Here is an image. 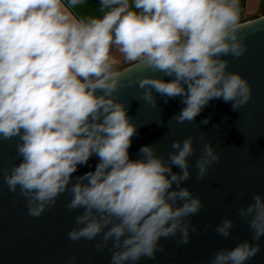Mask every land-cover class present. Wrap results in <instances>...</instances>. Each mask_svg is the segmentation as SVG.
<instances>
[{
    "label": "clouds",
    "instance_id": "9594fccd",
    "mask_svg": "<svg viewBox=\"0 0 264 264\" xmlns=\"http://www.w3.org/2000/svg\"><path fill=\"white\" fill-rule=\"evenodd\" d=\"M85 2L0 0V142L15 139L21 160L0 168V177L10 192L19 189L33 218L67 193L65 208L82 209L68 239L96 241L97 252L111 253L109 264L155 260L164 251L161 239L179 234L177 244L186 245L197 231L188 217L203 203L182 186L191 179L193 137L174 140L167 160L157 155L155 143L141 146L140 158L131 159L140 126L118 93L135 85L140 100L154 107V92L165 103L180 98L185 107L170 119L177 124L194 123L213 99L239 112L252 88L222 58L247 51L239 0H99L102 15L78 17L72 10ZM117 54L131 67L118 70ZM141 65L153 75L122 83L127 71ZM93 156L95 170L74 178ZM219 160L211 142L204 143L196 179ZM237 216L247 221L252 241L217 250L208 264H247L260 253L264 196L254 194ZM233 227L226 218L214 231L227 238ZM77 259L70 256L67 264Z\"/></svg>",
    "mask_w": 264,
    "mask_h": 264
},
{
    "label": "water",
    "instance_id": "95a60500",
    "mask_svg": "<svg viewBox=\"0 0 264 264\" xmlns=\"http://www.w3.org/2000/svg\"><path fill=\"white\" fill-rule=\"evenodd\" d=\"M241 26L246 53L240 58L222 57L229 61L228 71L240 73L252 88L251 100L239 112L233 111L230 103L213 99L194 123L177 124L170 119L185 107L180 98L165 103L164 98L154 92L157 100V107H154L140 100L141 92L135 85L122 88L118 93L119 100L130 102L128 115L140 126L129 149L131 159L140 158L141 146L155 143L157 155L167 160L168 154L174 151L171 148L174 140L193 137L195 154L189 158L191 179L182 186L188 187L203 203L197 215L188 217L197 228L190 234L188 244H177L179 234L161 239L164 251L158 252L155 260L143 259L138 264H208L217 250L232 249L242 241H252L248 223L237 216V210L251 203L254 194L264 196V16L241 23ZM129 67L131 65L121 71ZM144 75L153 73L141 65L127 71L121 80L127 84ZM155 75L166 81L172 79L163 73ZM208 117H211L210 122L201 124ZM161 120L163 126H158L156 123ZM202 135L203 140L200 139ZM206 142H211L220 160L198 181L194 165ZM15 143V139L0 142V168H10L21 162L16 158ZM97 163L98 157H91L87 165L78 166L73 177L94 171ZM179 171L173 167V172ZM18 193L19 189L10 192L0 177V264H67L68 257L73 255L78 258L76 264H109L111 253L107 249L97 252L94 249L96 241L81 239L73 243L68 239V232L75 226V217L82 209L68 211L65 208L70 199L67 193L58 197L56 204L39 218L27 215L26 201ZM226 218L234 221V227L230 236L224 238L214 228ZM207 225L212 227L205 231ZM259 243L260 253L247 264H264V236Z\"/></svg>",
    "mask_w": 264,
    "mask_h": 264
},
{
    "label": "crops",
    "instance_id": "0c3cea01",
    "mask_svg": "<svg viewBox=\"0 0 264 264\" xmlns=\"http://www.w3.org/2000/svg\"><path fill=\"white\" fill-rule=\"evenodd\" d=\"M240 7V23L257 19L264 16V0H239ZM99 0H86V2L73 9V13L78 17L100 16L102 13L99 10ZM117 69L122 70L129 66L124 62L122 57L117 54Z\"/></svg>",
    "mask_w": 264,
    "mask_h": 264
}]
</instances>
